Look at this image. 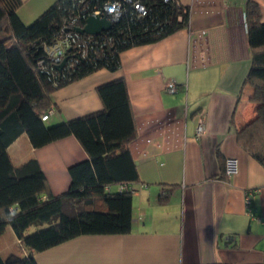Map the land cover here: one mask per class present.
<instances>
[{"label":"crops","instance_id":"1","mask_svg":"<svg viewBox=\"0 0 264 264\" xmlns=\"http://www.w3.org/2000/svg\"><path fill=\"white\" fill-rule=\"evenodd\" d=\"M20 1L17 15L30 25L56 0ZM178 1L188 7L185 27L124 50L114 72L99 69L52 92L51 125L101 111L97 88L124 81L136 127L127 147L138 180L130 184L129 233L75 237L36 253L37 264L264 263V167L234 130L256 113L243 84L251 61L248 0ZM252 1L264 21V0ZM169 79L180 87L175 95L164 90ZM8 153L15 166L35 159L54 196L69 189V168L88 160L72 135L32 148L23 134ZM227 158L238 162L230 177L223 173Z\"/></svg>","mask_w":264,"mask_h":264},{"label":"trees","instance_id":"2","mask_svg":"<svg viewBox=\"0 0 264 264\" xmlns=\"http://www.w3.org/2000/svg\"><path fill=\"white\" fill-rule=\"evenodd\" d=\"M111 3L120 6V16L108 31L95 36L77 31L95 11L106 15L103 8ZM20 4L0 0V236L10 227L18 242L16 253L0 255V264H37L36 253L75 237L130 232V184L138 173L127 147L136 127L124 81L97 88L101 111L53 125L41 117L52 106L53 91L99 69L118 70L121 52L167 37L185 27L189 15L178 0H56L24 25L17 15ZM244 16L251 61L243 84L252 89L256 113L234 130L240 147L264 167V21L252 0ZM61 38L69 47L59 67L48 49ZM23 134L32 148L69 135L80 143L88 160L69 168L65 193H47L35 159L12 163L8 148ZM33 225L38 227L29 233Z\"/></svg>","mask_w":264,"mask_h":264},{"label":"built area","instance_id":"3","mask_svg":"<svg viewBox=\"0 0 264 264\" xmlns=\"http://www.w3.org/2000/svg\"><path fill=\"white\" fill-rule=\"evenodd\" d=\"M134 7L141 13L144 14V8L142 5L135 3ZM104 11L106 15H111L112 18L108 19L106 15H102L100 11H95L92 15L90 16H99L100 18L105 17L108 21L112 22L117 20V18L120 16L119 9L120 6L117 3H111L109 5L104 6ZM69 47V42L68 40L61 38L58 40V42L54 43L49 49H48V54L50 57L53 58L55 63L59 65L63 60L64 64L66 62V55L65 51ZM63 64V65H64ZM180 87L177 85V83L173 79H169L165 82L164 84V90L170 94H177L179 92ZM52 112V107L48 109V111L42 115L41 119L43 121H46L48 119L49 114ZM203 132V124L202 120H198L197 126H196V133L200 134ZM238 169V162L235 158H227L224 161V175L227 177H230L234 175L237 172ZM122 189V188H120ZM246 206H249V199L246 197ZM264 264V263H262Z\"/></svg>","mask_w":264,"mask_h":264},{"label":"water","instance_id":"4","mask_svg":"<svg viewBox=\"0 0 264 264\" xmlns=\"http://www.w3.org/2000/svg\"><path fill=\"white\" fill-rule=\"evenodd\" d=\"M111 28V22L108 21L105 17L100 18L99 16H89L85 20V25L82 28H79L77 31L79 33H84L90 36L99 35L102 32L108 31ZM64 60L59 64V67H62Z\"/></svg>","mask_w":264,"mask_h":264},{"label":"rangeland","instance_id":"5","mask_svg":"<svg viewBox=\"0 0 264 264\" xmlns=\"http://www.w3.org/2000/svg\"><path fill=\"white\" fill-rule=\"evenodd\" d=\"M47 125H49L48 121L46 122ZM38 226L33 225L30 227L29 229V233L34 232L37 229ZM10 228L7 227L5 232L2 234V236H0V241H2V244L0 245V252L2 254V257L5 258L7 257V255L9 253H7L9 250H13L12 252H16V240L14 237V234H12V232H10ZM8 248H11L8 250Z\"/></svg>","mask_w":264,"mask_h":264},{"label":"bare ground","instance_id":"6","mask_svg":"<svg viewBox=\"0 0 264 264\" xmlns=\"http://www.w3.org/2000/svg\"><path fill=\"white\" fill-rule=\"evenodd\" d=\"M85 25V24H84Z\"/></svg>","mask_w":264,"mask_h":264}]
</instances>
